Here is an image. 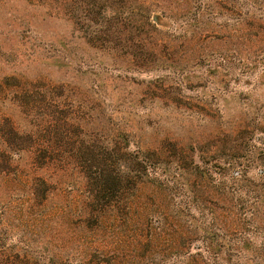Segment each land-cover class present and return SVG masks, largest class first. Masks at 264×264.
I'll use <instances>...</instances> for the list:
<instances>
[{
  "label": "rangeland",
  "instance_id": "1",
  "mask_svg": "<svg viewBox=\"0 0 264 264\" xmlns=\"http://www.w3.org/2000/svg\"><path fill=\"white\" fill-rule=\"evenodd\" d=\"M157 1L159 6L150 5L159 17L160 32L154 37L164 41L171 59L156 68L136 69L122 55L87 44L48 5L0 0V80L13 76L66 84L80 101L75 104L93 118L88 130L100 125L124 129L131 149L158 147L162 163L155 177L167 184L163 195L168 199L220 201L228 192L261 197L264 0ZM3 113L26 127L23 115L0 92ZM168 143L175 144L170 153ZM232 161L234 168L228 166ZM234 172L238 179L230 176ZM13 200L15 195L0 198V205ZM17 203L0 213V258L43 263L49 256L47 228ZM263 208L253 221L259 226ZM245 229L252 247L264 241L261 229Z\"/></svg>",
  "mask_w": 264,
  "mask_h": 264
},
{
  "label": "trees",
  "instance_id": "2",
  "mask_svg": "<svg viewBox=\"0 0 264 264\" xmlns=\"http://www.w3.org/2000/svg\"><path fill=\"white\" fill-rule=\"evenodd\" d=\"M29 1L48 5L87 44L122 55L136 69L171 59L164 41L154 37L159 17L150 5L160 1ZM161 14L166 15L165 8ZM68 88L13 76L0 80V92L26 120L22 127L12 115H0V198L17 197L2 202L0 213L17 201L19 210L48 232L47 260L24 264L264 263V241L254 248L245 234L250 227L264 233V213L263 225L253 222L264 207V194L252 200L229 192L220 201L168 199L163 195L167 184L155 177L160 149H131L124 129L88 130L93 118L75 104L80 101ZM174 145L167 144L168 153ZM230 176L238 179L239 173ZM2 256L0 264L14 263Z\"/></svg>",
  "mask_w": 264,
  "mask_h": 264
}]
</instances>
